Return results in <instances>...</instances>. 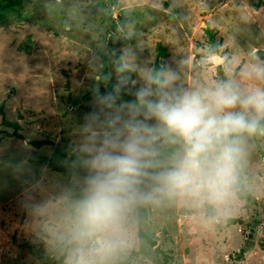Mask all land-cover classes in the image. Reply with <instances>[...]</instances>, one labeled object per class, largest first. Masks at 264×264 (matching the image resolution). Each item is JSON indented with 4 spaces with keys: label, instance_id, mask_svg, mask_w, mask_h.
I'll return each mask as SVG.
<instances>
[{
    "label": "rangeland",
    "instance_id": "374dc122",
    "mask_svg": "<svg viewBox=\"0 0 264 264\" xmlns=\"http://www.w3.org/2000/svg\"><path fill=\"white\" fill-rule=\"evenodd\" d=\"M20 1L0 0V132L12 134L3 123H16L20 136L0 141V264H62L29 235L21 202L75 181L79 171L68 160L77 126L94 91L111 90L117 56L168 65L185 87L224 79L232 73L215 57L243 67L264 51V6L253 7L264 0ZM44 140L54 146H31ZM239 175L243 199L236 186L226 205H209L211 218L206 203L184 198L143 206V231L156 245L137 236L136 214L122 264H264V133L247 139Z\"/></svg>",
    "mask_w": 264,
    "mask_h": 264
},
{
    "label": "clouds",
    "instance_id": "9594fccd",
    "mask_svg": "<svg viewBox=\"0 0 264 264\" xmlns=\"http://www.w3.org/2000/svg\"><path fill=\"white\" fill-rule=\"evenodd\" d=\"M215 62L232 75L185 87L170 66L123 54L111 90L94 91L77 126L82 172L21 202L29 235L48 254L62 264H122L142 206L184 198L221 207L234 197L246 141L264 133V61Z\"/></svg>",
    "mask_w": 264,
    "mask_h": 264
},
{
    "label": "trees",
    "instance_id": "16d2710c",
    "mask_svg": "<svg viewBox=\"0 0 264 264\" xmlns=\"http://www.w3.org/2000/svg\"><path fill=\"white\" fill-rule=\"evenodd\" d=\"M7 2V6L9 7H13V6H17L21 3L20 0H4ZM264 6V3H261V2H258L257 4H254L253 7L255 8V10L259 9L260 7H263ZM159 57L160 58H165L166 57V53L164 51L163 48L159 47ZM256 56L259 60H262L264 61V51H257L256 52ZM121 62V58L119 56H117L116 58V68H117V65ZM161 63L158 61L156 62L155 65H160ZM105 74H106V65H103V72H102V78L104 79L105 77ZM136 77V73H132V78L134 79ZM110 91V90H108ZM133 97L125 92L124 95L122 96V99L124 100H131ZM4 126H7L9 127L10 129L13 130L12 134H9L7 132H0V141L2 140H10V139H13L14 137L16 138H19L20 136L17 134L18 131H19V125L16 124V123H3ZM31 146L36 149V150H39V149H42L43 147H53L54 144L53 142L49 141V140H44V141H34V142H31ZM68 164H70L71 166L75 167L78 171H79V174L82 172V169L80 167V161H79V158H78V155H77V152H74L72 155H71V158L68 160ZM243 194H244V187L242 185V177L239 175V181H238V184H237V190H236V196L239 200H242L243 199ZM207 206L209 207V205L207 204ZM213 214H214V209L209 207L207 212H206V216L211 218L213 217ZM148 221V212L146 210L145 207H141L138 209L137 211V236L142 239L143 241H145L147 244L151 245V246H155L156 245V242L154 240H152L144 231H143V224L145 222ZM233 222V220H228V223H231ZM261 246H264V243H262ZM156 252L159 253V254H162L163 252L160 250V249H156ZM165 264H166V260H165Z\"/></svg>",
    "mask_w": 264,
    "mask_h": 264
},
{
    "label": "water",
    "instance_id": "95a60500",
    "mask_svg": "<svg viewBox=\"0 0 264 264\" xmlns=\"http://www.w3.org/2000/svg\"><path fill=\"white\" fill-rule=\"evenodd\" d=\"M125 23H126L125 20H122V21L120 22V28H121V29L124 28ZM214 63L217 64V63L215 62V59H214ZM252 244H253V243L250 242V241H248V240H246V242H245V246H246V247H249V246H251Z\"/></svg>",
    "mask_w": 264,
    "mask_h": 264
}]
</instances>
